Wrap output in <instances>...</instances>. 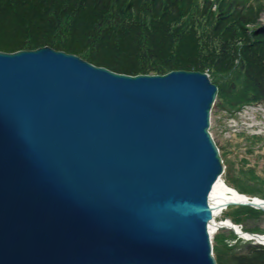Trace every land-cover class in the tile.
<instances>
[{"label":"water","instance_id":"water-1","mask_svg":"<svg viewBox=\"0 0 264 264\" xmlns=\"http://www.w3.org/2000/svg\"><path fill=\"white\" fill-rule=\"evenodd\" d=\"M218 92L207 72L0 51V264H217Z\"/></svg>","mask_w":264,"mask_h":264},{"label":"trees","instance_id":"trees-1","mask_svg":"<svg viewBox=\"0 0 264 264\" xmlns=\"http://www.w3.org/2000/svg\"><path fill=\"white\" fill-rule=\"evenodd\" d=\"M263 12L238 0H0V51L48 46L132 76L207 72L240 106L264 99V27L253 31ZM214 253L217 264H264V246Z\"/></svg>","mask_w":264,"mask_h":264},{"label":"rangeland","instance_id":"rangeland-1","mask_svg":"<svg viewBox=\"0 0 264 264\" xmlns=\"http://www.w3.org/2000/svg\"><path fill=\"white\" fill-rule=\"evenodd\" d=\"M238 1L264 6V0ZM216 9L215 5L213 10ZM258 22L254 25L255 32L264 27V12ZM223 82L224 80L218 81V98L211 115V132L225 165L223 179L249 197L264 199V99L231 106L225 97L227 92L230 93V88L228 89L229 85L225 87ZM243 82L244 78L241 79V84ZM232 98L236 99L237 94H233ZM242 207L247 206H230L217 218L215 225L230 219L245 232L264 235V215L239 213ZM220 228L214 227L213 230L214 247L218 252L224 248L244 252L248 244L256 245L254 241L240 237L231 230Z\"/></svg>","mask_w":264,"mask_h":264},{"label":"bare ground","instance_id":"bare-ground-1","mask_svg":"<svg viewBox=\"0 0 264 264\" xmlns=\"http://www.w3.org/2000/svg\"><path fill=\"white\" fill-rule=\"evenodd\" d=\"M209 202L211 204V211L213 214L212 224L210 228L212 241L214 227L218 228L220 226V229L223 228L231 230L240 237L254 241L256 245L264 246V235H254L245 232L240 226L233 223L230 219L223 223L215 225V222L218 221L217 218L219 216H222L224 211H226L230 206L237 205L239 203L253 204V206L247 207H251L255 210L264 212V199L260 197H249L248 195L241 193L237 189L230 186L223 179V176H221V178L212 187L211 193L209 195Z\"/></svg>","mask_w":264,"mask_h":264}]
</instances>
